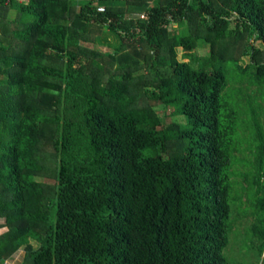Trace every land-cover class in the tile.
<instances>
[{
	"label": "trees",
	"instance_id": "16d2710c",
	"mask_svg": "<svg viewBox=\"0 0 264 264\" xmlns=\"http://www.w3.org/2000/svg\"><path fill=\"white\" fill-rule=\"evenodd\" d=\"M105 31L116 51L84 45ZM198 42L209 57H191ZM234 53L254 78L242 111L223 97L225 70L207 67ZM263 85L264 0H0V261L22 249V264H232V168L247 141L264 264ZM158 106L186 125L164 127Z\"/></svg>",
	"mask_w": 264,
	"mask_h": 264
},
{
	"label": "rangeland",
	"instance_id": "374dc122",
	"mask_svg": "<svg viewBox=\"0 0 264 264\" xmlns=\"http://www.w3.org/2000/svg\"><path fill=\"white\" fill-rule=\"evenodd\" d=\"M82 0H75V2H80ZM85 1V0H84ZM80 9V8H77ZM17 12L11 10L9 13V18L15 19ZM134 16H145L143 14H136ZM132 16V17H134ZM135 18V17H134ZM10 19V20H11ZM172 29H177V24H172ZM247 43V40H246ZM249 46L254 44V40L250 39L248 41ZM90 49L98 50L103 53H113L120 46V39L113 35L109 31H105L104 34L97 37L93 43H85ZM245 46V43H244ZM243 51V49H242ZM240 53V52H239ZM209 54L208 56H206ZM198 56L202 58L204 56H210V49L208 46H202L201 42H198V49L194 51V54L191 56ZM226 63H222L218 57L213 59L207 66L208 68L212 67H222L225 70V74L228 79L229 87L223 94V97L228 100L231 106L236 107L241 110V100L244 94V88L242 87L243 83H251L254 78L248 77L246 75H241L240 71L247 67L250 63L249 57H240L237 53L231 55ZM230 56V57H231ZM191 62L192 59H190ZM196 61V60H194ZM200 64L205 66L204 62L200 61ZM198 63L194 62V66H197ZM255 73L254 66L250 65L247 70V75L252 76ZM146 75V71L144 72ZM243 91V94L240 91ZM253 90V88H252ZM249 91L250 94H256L257 92ZM263 97H264V85H263ZM47 108H51L50 104H46ZM176 106V105H175ZM173 108L158 106L156 111L159 117H161L162 125L164 127L170 124H182L186 125V119L178 114H173ZM242 111V110H241ZM261 123L264 122V111H261ZM240 129L236 132L234 139L240 137ZM245 132V131H244ZM243 132V133H244ZM246 136L250 135V132L246 131ZM172 151V149H170ZM235 163L232 168V188L229 196V203L231 206V215H230V224L232 225L231 232L229 234V245L224 250V255L227 260L232 264H259L260 258L263 260V255L260 256L259 250L257 247L253 246V243H258L259 240L253 234L252 228L257 223V211L253 207L255 198H251L250 194L253 190H250V186L245 179V176L249 175L252 172V163L255 162L254 148L250 142L244 141L241 143V146L237 151L234 152ZM35 181H38L42 184L53 185L55 182L52 179L45 178H34ZM39 243L35 242L34 247L38 248ZM263 262V261H262ZM261 262V263H262Z\"/></svg>",
	"mask_w": 264,
	"mask_h": 264
},
{
	"label": "crops",
	"instance_id": "0c3cea01",
	"mask_svg": "<svg viewBox=\"0 0 264 264\" xmlns=\"http://www.w3.org/2000/svg\"><path fill=\"white\" fill-rule=\"evenodd\" d=\"M8 231L6 222L3 218H0V236L4 235ZM35 241L31 240V244L34 246ZM25 252L21 249L10 259L6 261H0V264H22L24 261Z\"/></svg>",
	"mask_w": 264,
	"mask_h": 264
},
{
	"label": "built area",
	"instance_id": "2783aa9c",
	"mask_svg": "<svg viewBox=\"0 0 264 264\" xmlns=\"http://www.w3.org/2000/svg\"><path fill=\"white\" fill-rule=\"evenodd\" d=\"M8 3H17V4H20V5H23V4H28L29 3V0H7ZM101 11L103 9H100ZM140 18H144V16H140Z\"/></svg>",
	"mask_w": 264,
	"mask_h": 264
}]
</instances>
